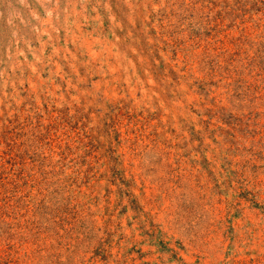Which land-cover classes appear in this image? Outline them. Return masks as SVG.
<instances>
[{"label": "rangeland", "instance_id": "obj_1", "mask_svg": "<svg viewBox=\"0 0 264 264\" xmlns=\"http://www.w3.org/2000/svg\"><path fill=\"white\" fill-rule=\"evenodd\" d=\"M0 264H264V0H0Z\"/></svg>", "mask_w": 264, "mask_h": 264}]
</instances>
